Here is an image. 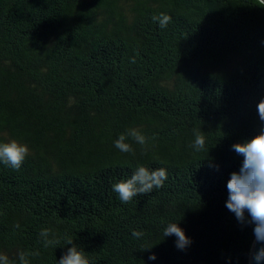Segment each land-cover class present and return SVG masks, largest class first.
Segmentation results:
<instances>
[{
  "label": "trees",
  "instance_id": "16d2710c",
  "mask_svg": "<svg viewBox=\"0 0 264 264\" xmlns=\"http://www.w3.org/2000/svg\"><path fill=\"white\" fill-rule=\"evenodd\" d=\"M261 102L262 0H0V142L29 148L0 164V254L58 264L71 238L91 264H249L226 184ZM129 129L146 143L122 153ZM141 166L168 179L121 202L113 184Z\"/></svg>",
  "mask_w": 264,
  "mask_h": 264
},
{
  "label": "clouds",
  "instance_id": "9594fccd",
  "mask_svg": "<svg viewBox=\"0 0 264 264\" xmlns=\"http://www.w3.org/2000/svg\"><path fill=\"white\" fill-rule=\"evenodd\" d=\"M169 17L159 18L161 27L168 22ZM258 113L261 120H264V102L258 105ZM131 138L136 143L144 145L145 136L136 129H129L126 134H121L115 140L114 146L122 153H131L133 149L126 142ZM205 140L202 136L196 135L192 147L194 150H201ZM232 150L241 156L242 163L238 171L230 174L226 184L227 199L225 207L234 214L236 220L242 225H251L255 243L259 247L254 248L249 258V264H264V131L254 135L251 139L238 142L232 145ZM29 153L26 144L15 140L0 142V164L10 166L18 170ZM168 179L167 171L161 167L149 170L146 167H138L130 178L114 183L112 190L118 194L121 202L127 203L138 194L151 192L153 188H161ZM47 237V231L41 232ZM139 237L141 233L133 232ZM163 237H174L175 246L179 250L190 245L191 240L179 223H170L165 226ZM50 244H59V240L48 241ZM65 244L72 245L67 248L58 260V264H91L89 257L82 248L73 244L68 238ZM147 249V248H145ZM148 260H156L155 254H151ZM21 264H28L24 254L20 255ZM0 264H9L6 255L0 254Z\"/></svg>",
  "mask_w": 264,
  "mask_h": 264
},
{
  "label": "water",
  "instance_id": "95a60500",
  "mask_svg": "<svg viewBox=\"0 0 264 264\" xmlns=\"http://www.w3.org/2000/svg\"><path fill=\"white\" fill-rule=\"evenodd\" d=\"M263 2H264V0H262ZM256 247H259V245H257L256 243H255V240H254V242H253V244H252V248H251V252L254 250V248H256ZM251 252H250V255H251Z\"/></svg>",
  "mask_w": 264,
  "mask_h": 264
}]
</instances>
